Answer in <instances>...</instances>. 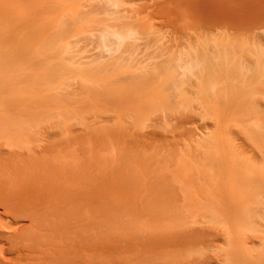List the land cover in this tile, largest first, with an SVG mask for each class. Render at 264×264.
Wrapping results in <instances>:
<instances>
[{
  "label": "rangeland",
  "instance_id": "obj_1",
  "mask_svg": "<svg viewBox=\"0 0 264 264\" xmlns=\"http://www.w3.org/2000/svg\"><path fill=\"white\" fill-rule=\"evenodd\" d=\"M204 2L0 0V194L24 205L19 226L50 213L150 236L114 264H264V25L231 35L230 70L137 60L152 40H225L203 31Z\"/></svg>",
  "mask_w": 264,
  "mask_h": 264
},
{
  "label": "bare ground",
  "instance_id": "obj_2",
  "mask_svg": "<svg viewBox=\"0 0 264 264\" xmlns=\"http://www.w3.org/2000/svg\"><path fill=\"white\" fill-rule=\"evenodd\" d=\"M256 3L257 5H255ZM258 3L256 0H205L200 8L206 23L202 30L207 32L208 39L210 34L212 36V33L214 34L218 30H222L226 34L225 40L220 37L222 41L214 42V38L210 37L215 44L206 47L205 51L200 50L195 38L189 39V37L187 41H182L181 38V42L168 45L164 49L159 48L158 52L156 50L148 53L147 51L155 45L152 40L151 44L149 42L146 46L147 54L146 52L145 54L143 52V56H141L142 53L139 54L142 59L136 53L142 51L140 46H130L131 49L126 48L128 51L124 50V52L130 56L136 53L137 57L141 59H137L141 62L138 64L145 66L144 68L151 72L152 70L157 71V74L158 72L166 74L165 71L167 73L179 72V76L181 72L194 74L196 69L203 68V61H200V58L204 54L209 57L207 68L226 70L231 66V61L227 59L233 50L231 35L237 33L241 35L248 32L249 29L258 30L264 25L263 9L259 7ZM249 8L258 10L251 19H248V15L245 14ZM195 31L197 32V30ZM107 34V31L103 34L106 39L109 37ZM216 34L215 39H217ZM127 37L128 35L121 36L118 39L124 40ZM178 38L180 37L178 36ZM169 39L172 40L173 37L171 36ZM148 40L150 41V39ZM165 43H163L165 46L169 44L167 41ZM231 55L233 56V54ZM141 72L144 74L146 71ZM151 72L150 74H154ZM216 73L215 71L214 74ZM0 207L5 210L4 217L9 218V221L0 219V264H114L113 259L108 258H113L118 252L149 251L150 236L142 237L140 246H137L132 240L127 242L125 234L121 236L112 234L114 237H108L111 234L104 232L101 228L102 217L96 219L95 228L82 229L75 226L72 221H68V218L61 217L56 220L50 213L37 216L29 215L28 218L32 219L34 225L36 224V227L34 226L35 228L29 231L18 225L22 218L25 219V216L22 215L24 211L22 203H19L15 198L0 194ZM51 218L53 219L51 220Z\"/></svg>",
  "mask_w": 264,
  "mask_h": 264
}]
</instances>
